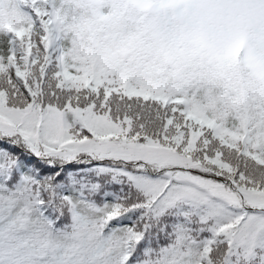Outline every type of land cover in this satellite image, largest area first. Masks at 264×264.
Masks as SVG:
<instances>
[{
  "label": "snow or ice",
  "instance_id": "snow-or-ice-1",
  "mask_svg": "<svg viewBox=\"0 0 264 264\" xmlns=\"http://www.w3.org/2000/svg\"><path fill=\"white\" fill-rule=\"evenodd\" d=\"M0 264H264V0H0Z\"/></svg>",
  "mask_w": 264,
  "mask_h": 264
}]
</instances>
